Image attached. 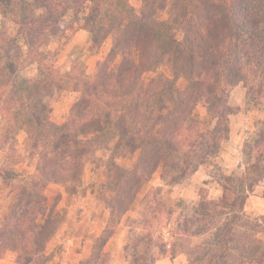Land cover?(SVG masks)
<instances>
[{"label":"trees","instance_id":"1","mask_svg":"<svg viewBox=\"0 0 264 264\" xmlns=\"http://www.w3.org/2000/svg\"><path fill=\"white\" fill-rule=\"evenodd\" d=\"M2 3L12 11L24 42L18 53L0 36V140L7 142L0 170L15 198L2 231H18L10 235L18 246L17 264L48 263L42 255L61 222L55 207L45 204V192L50 185L81 184L87 159L103 140L119 139L120 157L137 156L133 168H117L109 182L104 202L114 217L111 227L157 171L185 179L217 156L229 138L228 97L235 87L258 85L264 101V0H174L171 6L169 0H142L139 11L130 0ZM84 12L81 29L92 41L101 45L111 39L106 59L92 76L80 67L61 73L47 66L40 47L67 16ZM22 60L36 66L33 80L17 76ZM61 89L79 97L67 121L57 124L47 100ZM21 132L27 135L26 151L37 157L35 172L24 184L14 169L21 160L13 143ZM246 144L243 181L255 185L264 173V103L263 120ZM254 185L241 192L224 187L235 193L231 202L226 195L218 201L203 197L195 216H180L179 231H171L180 243L143 246L138 234L124 249L132 256L130 264H155L181 252L189 264H264L262 233L242 220ZM113 235L109 232L90 260L80 264H107L105 245ZM199 238L205 239L192 244Z\"/></svg>","mask_w":264,"mask_h":264},{"label":"rangeland","instance_id":"2","mask_svg":"<svg viewBox=\"0 0 264 264\" xmlns=\"http://www.w3.org/2000/svg\"><path fill=\"white\" fill-rule=\"evenodd\" d=\"M130 2L137 11L140 10L142 0ZM173 2L174 0H169L170 6ZM1 5L0 36L10 44L11 51L16 50L19 53L16 47L24 43L19 25L12 11L3 3ZM169 14L170 10L167 16ZM85 15L84 12L77 17L67 16L61 22L60 30L51 36L48 44L40 47L45 53L47 66H53L61 73H73L78 67L88 76L96 73L98 66L110 51L111 39H106L101 45L95 44L90 34L81 29ZM26 50L24 48L21 51L20 59H24ZM28 59L30 61V57ZM29 61L23 63L22 60L18 66L17 76L20 80H33L36 77L37 68L35 65H29ZM260 96L258 85L245 88L240 84L235 87L228 97V105L231 108L229 138L222 144L217 156L185 179L173 178L166 176L162 170L157 171L151 180L143 183L129 212L111 227L107 225L114 217L104 202L109 197V182L117 175V168H133L137 156L127 153L120 157L117 153L121 148L115 150L120 140H103L101 148L87 159L81 184L50 185L45 192V204L48 209L55 207L54 217L56 221L61 222L57 233L46 245L45 254L42 255L47 264H80L90 260L94 250L109 232H114V235L105 245V261L107 264H130L132 256L126 254L124 249L138 234H141L140 243L143 246L150 244L154 247L162 245L163 242L172 244L174 241L180 243V238L173 237L171 231H179L180 216H195L203 197L218 201L226 195L231 202L235 193L224 187H236L241 192L248 186H253L251 181H243V177L249 153L247 140L255 134L263 120L264 101ZM78 97V94L68 89L55 91L47 100L52 120L57 124L66 122ZM199 112L203 110L199 109ZM9 141L13 143L12 140ZM26 142L27 135L21 132L16 135L13 143L16 155L21 160L14 168L20 184L29 182L37 165V157L26 151ZM6 143L0 140V169L5 167L3 161L7 153ZM122 151L124 153V150ZM251 161L254 162V159ZM6 177L0 170V264H17L18 246L10 235H16L18 231H2L6 230L4 223H7L15 199L10 181ZM258 177L262 178V181L255 183L253 192L246 201L242 220L244 224L251 225V231H261L259 236L264 238V173ZM169 211L175 214L170 217ZM2 235H7V240L3 239ZM151 235L153 237H150ZM204 239H195L192 244H199ZM159 261V264H189L187 255L182 252L174 258L169 256Z\"/></svg>","mask_w":264,"mask_h":264},{"label":"crops","instance_id":"3","mask_svg":"<svg viewBox=\"0 0 264 264\" xmlns=\"http://www.w3.org/2000/svg\"><path fill=\"white\" fill-rule=\"evenodd\" d=\"M159 262H160L159 260L156 261L157 264H159ZM156 263H155V264H156Z\"/></svg>","mask_w":264,"mask_h":264}]
</instances>
